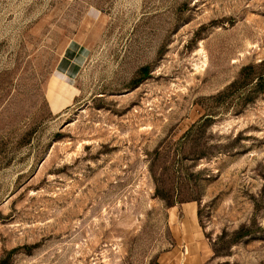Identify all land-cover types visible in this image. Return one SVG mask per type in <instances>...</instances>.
Instances as JSON below:
<instances>
[{
	"label": "rangeland",
	"instance_id": "rangeland-1",
	"mask_svg": "<svg viewBox=\"0 0 264 264\" xmlns=\"http://www.w3.org/2000/svg\"><path fill=\"white\" fill-rule=\"evenodd\" d=\"M264 0H0V264H264Z\"/></svg>",
	"mask_w": 264,
	"mask_h": 264
},
{
	"label": "crops",
	"instance_id": "crops-1",
	"mask_svg": "<svg viewBox=\"0 0 264 264\" xmlns=\"http://www.w3.org/2000/svg\"><path fill=\"white\" fill-rule=\"evenodd\" d=\"M172 232L177 243L184 248L182 257L170 264H199L205 250L199 230L196 212L190 204L173 210Z\"/></svg>",
	"mask_w": 264,
	"mask_h": 264
},
{
	"label": "trees",
	"instance_id": "trees-1",
	"mask_svg": "<svg viewBox=\"0 0 264 264\" xmlns=\"http://www.w3.org/2000/svg\"><path fill=\"white\" fill-rule=\"evenodd\" d=\"M260 67L259 72H256L252 67L248 70L241 69L239 76L230 83L225 93L228 91L233 92L241 87H248V98H245V101L253 99L258 92L264 89V61L260 64Z\"/></svg>",
	"mask_w": 264,
	"mask_h": 264
}]
</instances>
